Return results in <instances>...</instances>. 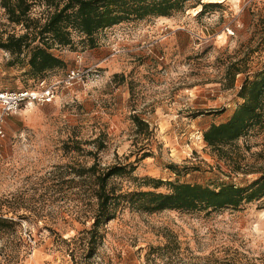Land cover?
Returning <instances> with one entry per match:
<instances>
[{
	"label": "rangeland",
	"instance_id": "1",
	"mask_svg": "<svg viewBox=\"0 0 264 264\" xmlns=\"http://www.w3.org/2000/svg\"><path fill=\"white\" fill-rule=\"evenodd\" d=\"M202 3L217 5L201 16L198 6L119 24L99 33L94 49L74 35L73 47L52 51L66 67L44 80L29 73L31 50L18 55L0 47V92L55 85L52 103L24 107L4 124L0 264H264V199L213 212L148 214L124 205L96 233L94 179L75 174L94 163L99 173L136 166L140 180L211 187H244L261 176L264 129L239 141L247 174L212 153L203 133L230 118L244 80L264 69V0ZM45 13L44 6L33 10L37 18ZM24 32L0 6V40ZM243 58L230 87L228 68ZM144 153L149 157L140 159ZM109 186L124 194L170 192L167 183L155 189L128 176Z\"/></svg>",
	"mask_w": 264,
	"mask_h": 264
},
{
	"label": "trees",
	"instance_id": "2",
	"mask_svg": "<svg viewBox=\"0 0 264 264\" xmlns=\"http://www.w3.org/2000/svg\"><path fill=\"white\" fill-rule=\"evenodd\" d=\"M205 0H0L11 24L24 28L21 35L10 34L0 47L11 54H22L31 50L29 73L33 78L44 80L48 72L66 67V62L53 54L54 49L73 47L74 35L80 36V43L94 49L98 46L99 33L125 22L142 21L150 18H170L179 12L202 6L198 16L217 4L202 3ZM36 5L44 6V17L33 16ZM243 58L231 63L227 76L233 87L236 78L242 73ZM117 78H124L116 74ZM242 103L238 105L228 120L220 124H211L203 133L207 147L219 159L229 162L235 172L248 173L242 166L243 153L239 141L253 132L264 129V69L252 79L247 77L239 91ZM221 112V111H220ZM142 128L137 116L133 117ZM146 127H148L145 124ZM104 145L102 144L101 148ZM149 157L144 153L140 159ZM97 163L86 169L75 170L78 177L90 174L94 179L93 196L97 200L96 208L91 211L93 221L91 231L96 233L100 225L116 217L120 206L141 213H158L165 210L176 211H220L238 210L245 204L260 202L264 199V168L261 176L249 185L241 187L234 184H221L218 187L190 184L185 182H163L152 178L142 180L133 176L136 166L128 168L115 165L97 170ZM176 173V166H170ZM128 176L134 181L154 183L157 189L163 183L170 186V192L138 191L119 193L109 186L115 177ZM93 249L88 251L91 257Z\"/></svg>",
	"mask_w": 264,
	"mask_h": 264
},
{
	"label": "built area",
	"instance_id": "3",
	"mask_svg": "<svg viewBox=\"0 0 264 264\" xmlns=\"http://www.w3.org/2000/svg\"><path fill=\"white\" fill-rule=\"evenodd\" d=\"M75 77L74 72L67 76L64 83L70 85V81ZM55 85L47 86L45 82L41 83V89H21L17 91L0 92V143L5 135L4 124L6 119L13 114L21 111L24 107L50 104L55 99ZM27 232V229L25 230ZM26 238L32 247H35L36 241L28 234Z\"/></svg>",
	"mask_w": 264,
	"mask_h": 264
},
{
	"label": "crops",
	"instance_id": "4",
	"mask_svg": "<svg viewBox=\"0 0 264 264\" xmlns=\"http://www.w3.org/2000/svg\"><path fill=\"white\" fill-rule=\"evenodd\" d=\"M222 123V122H221ZM213 124H220V123H213Z\"/></svg>",
	"mask_w": 264,
	"mask_h": 264
},
{
	"label": "bare ground",
	"instance_id": "5",
	"mask_svg": "<svg viewBox=\"0 0 264 264\" xmlns=\"http://www.w3.org/2000/svg\"><path fill=\"white\" fill-rule=\"evenodd\" d=\"M215 2V1H214ZM218 2H223V1H218Z\"/></svg>",
	"mask_w": 264,
	"mask_h": 264
}]
</instances>
